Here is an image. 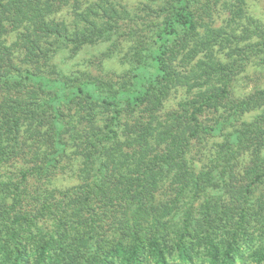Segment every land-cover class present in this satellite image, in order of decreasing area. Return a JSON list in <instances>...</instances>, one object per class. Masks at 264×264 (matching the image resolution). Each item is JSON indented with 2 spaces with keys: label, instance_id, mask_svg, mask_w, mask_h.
<instances>
[{
  "label": "trees",
  "instance_id": "obj_1",
  "mask_svg": "<svg viewBox=\"0 0 264 264\" xmlns=\"http://www.w3.org/2000/svg\"><path fill=\"white\" fill-rule=\"evenodd\" d=\"M47 1L0 0V88L23 93L0 104V169L22 151L28 126L49 138L35 168L39 176L55 174L72 142L85 150L89 176L69 204L75 213L65 209L49 225L50 213L14 214L6 199L15 196L16 207L21 189L5 187L0 173V264H264V195L255 191L264 186V89L245 98L231 91L250 61L264 64V26L248 16V0H223L230 20L217 27L202 22L204 0H167L154 8L149 37L132 47L133 69L117 83L52 77L39 64L63 46L108 44L104 54L114 55L129 11L102 0L71 22H48L42 19ZM17 52L37 67L19 66ZM184 53L198 61L181 76ZM178 78L185 116L155 133L137 132L143 146L158 141L163 149L125 178L122 227L110 236L106 205L96 196L110 193L120 132L128 125L123 119L139 111L159 129L156 113L146 112ZM73 107L87 111L82 131L68 118ZM244 156L251 157L248 183L237 178ZM167 190L173 203L163 207L157 195Z\"/></svg>",
  "mask_w": 264,
  "mask_h": 264
},
{
  "label": "rangeland",
  "instance_id": "obj_2",
  "mask_svg": "<svg viewBox=\"0 0 264 264\" xmlns=\"http://www.w3.org/2000/svg\"><path fill=\"white\" fill-rule=\"evenodd\" d=\"M102 0H73L65 2L62 0H48L44 8V16L42 19L48 22L74 20L76 13L84 12L95 2ZM110 7H119L124 12H129V21L125 23L123 43L117 52L109 56L104 54L108 48V44H99L77 48L75 46H63L51 58L50 62L42 65L49 70V76L56 77L58 75H73L76 81L88 78H94L103 82H121L126 80L130 71L133 69V63L129 59V53L133 46L145 41L149 36V31L153 28V9L167 4V0H105ZM114 4H111V3ZM204 13L201 14L202 22L210 24L213 27L227 25L230 18L224 5L223 0H204ZM116 5V6H115ZM125 7V9H124ZM248 16L253 18L255 22L264 26V0H248ZM129 26V27H128ZM14 35V34H13ZM186 53V52H185ZM183 54L180 59L181 76L187 74L193 69L198 59L186 58ZM17 56L18 65L21 67H37V64L28 65L21 61L23 55L19 52ZM219 58L227 61L224 54H220ZM178 78L169 86L166 95L158 102V105L151 103L149 111L146 113H156L159 120V129H155L156 121L150 123L139 118V111H135L130 115H126L123 122L125 125L123 131L120 132L119 140L123 142L122 147L118 146L121 151L115 153V166L112 168V185L107 195L96 196V201L105 203L102 208L108 214L109 219L104 222L106 234L118 236L121 222L125 214L124 197L119 190L125 182V178L131 177L137 167L143 161L150 159L160 149H163V143L155 141L149 145L144 142L135 140L142 131L147 133L153 130L155 133L163 128L165 121L170 122L173 117L185 116L182 102L185 93L180 85ZM264 89V64L260 61H250L246 69L237 75L232 83L231 91L235 98H245L256 91ZM26 91V90H25ZM23 93H14L0 88V104L6 99L13 97H22ZM26 95H23L25 97ZM68 118L73 125H77L78 130H83L89 126L87 111L82 108H70ZM162 123V125L160 124ZM42 132L29 131L28 126H24V147L19 155L11 158L2 164L0 169L1 175L4 176L8 183L5 187L11 189L20 188L22 200L15 207V196H9L6 199L8 205L14 207V214L30 215L41 219L45 213H50L55 217L49 221V225L58 223L61 220L63 211L69 209L73 215L75 210H70V202L74 201V193L79 190L82 185L86 184L89 176L88 159L82 146L72 142L67 153L62 157L58 169L55 174L50 177L39 176L35 168L43 164L44 157L48 152L49 138ZM116 147V146H115ZM251 157L244 156L240 166L237 169V178L245 183L252 181V175L249 173ZM257 195L261 198L264 195V186L256 188ZM170 191H164L157 195V202L163 207L167 203H173ZM103 199V200H102ZM69 206V207H67ZM66 207V208H64ZM100 208V207H99ZM72 213V214H71ZM63 218V217H62ZM54 219V220H53ZM42 223V222H40ZM46 224V223H45Z\"/></svg>",
  "mask_w": 264,
  "mask_h": 264
}]
</instances>
